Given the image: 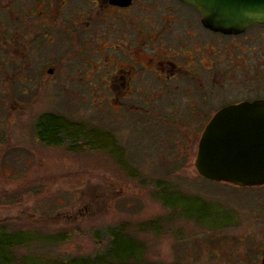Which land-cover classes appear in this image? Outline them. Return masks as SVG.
Instances as JSON below:
<instances>
[{"label": "rangeland", "instance_id": "obj_1", "mask_svg": "<svg viewBox=\"0 0 264 264\" xmlns=\"http://www.w3.org/2000/svg\"><path fill=\"white\" fill-rule=\"evenodd\" d=\"M179 9L187 13L185 6ZM175 25L180 33L187 30L184 23ZM222 45L235 54L227 78L240 83L241 92L254 81L264 96V27ZM16 72H0V233L25 240L14 252L16 264L91 255L92 233L120 225L143 243L146 264H260L264 186L240 189L197 175L194 161L206 119L116 115L106 102H95L94 88L74 79L47 87L39 78L14 104L25 88L13 80ZM43 113L111 134L121 163L111 151L41 146L34 127ZM164 188L180 205L204 207L202 219L188 218L179 205L165 208L157 197ZM61 234L69 240L57 241ZM0 235V243L8 240Z\"/></svg>", "mask_w": 264, "mask_h": 264}, {"label": "flooded vegetation", "instance_id": "obj_2", "mask_svg": "<svg viewBox=\"0 0 264 264\" xmlns=\"http://www.w3.org/2000/svg\"><path fill=\"white\" fill-rule=\"evenodd\" d=\"M177 22L187 30L180 33ZM235 36L208 30L180 0H0V72L18 71L13 80L25 87L14 104L39 78L47 87L74 79L116 115L206 119L203 131L219 110L264 100L254 81L241 92L227 78L235 54L222 44ZM35 129L41 146L62 147L45 145Z\"/></svg>", "mask_w": 264, "mask_h": 264}, {"label": "water", "instance_id": "obj_3", "mask_svg": "<svg viewBox=\"0 0 264 264\" xmlns=\"http://www.w3.org/2000/svg\"><path fill=\"white\" fill-rule=\"evenodd\" d=\"M180 1L197 9L205 28L223 35L264 26V0ZM194 168L199 177L214 183L264 186V100L219 110L200 135Z\"/></svg>", "mask_w": 264, "mask_h": 264}, {"label": "trees", "instance_id": "obj_4", "mask_svg": "<svg viewBox=\"0 0 264 264\" xmlns=\"http://www.w3.org/2000/svg\"><path fill=\"white\" fill-rule=\"evenodd\" d=\"M35 128L37 138L45 145L58 146L60 142V145H65L66 149L71 152L111 151L117 161L121 163L118 159L120 158L118 155L119 151L114 148L116 147L115 143L112 144V141L110 142L105 134L88 128L82 123L70 121L56 114L45 113L37 119ZM165 189L157 194L165 208L174 209L179 205L182 207V214H187L188 218L202 219L204 207L201 205L194 206L195 204L193 203H189L186 206L180 205L178 197L167 194ZM130 231L131 229H128V225H120L106 228L100 232H93L92 239L96 246L94 253L88 256L63 257L49 264H146L143 259V254L145 253L143 243ZM141 231H143V228L138 229V232ZM0 234L8 238V240L4 239L0 243L6 246V248L0 246V264H16L17 258L14 252L25 240L15 242L9 239L13 234L7 235L4 232ZM68 240L69 238L66 234L57 236V241L65 242Z\"/></svg>", "mask_w": 264, "mask_h": 264}]
</instances>
